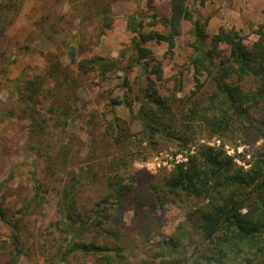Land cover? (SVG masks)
Segmentation results:
<instances>
[{"label": "trees", "instance_id": "obj_1", "mask_svg": "<svg viewBox=\"0 0 264 264\" xmlns=\"http://www.w3.org/2000/svg\"><path fill=\"white\" fill-rule=\"evenodd\" d=\"M27 1L0 0V84L22 47L19 21ZM57 1L37 0L29 24L42 29L46 8ZM116 1L69 0L78 30L95 24L91 35L100 37L114 22ZM151 16L155 28L149 31L142 14L127 16L133 37L117 57L82 54L85 49L66 62L54 53L44 73L14 78L8 112L27 120L36 158L23 206L4 195L0 200V224L13 231L0 238L2 264H16L23 254L22 231L36 223L32 211L43 207L46 195L53 196L55 229L68 238L64 259L81 254L91 264H264V12L253 38L224 26L209 35V18L196 16L190 0H169L168 11ZM187 24L186 64L195 85L180 94L182 68L166 75L165 67ZM162 41L167 50L158 56L150 44ZM137 66L145 82L135 86L130 74ZM114 72H121L119 89H98L95 104L85 98ZM238 136L254 152H239L237 145L230 153L223 141ZM259 139L262 145L255 146ZM168 146L184 152L170 170L154 175L134 166ZM7 162L0 154V175ZM18 188H10L12 197ZM189 198L196 205L166 232L162 212L169 201Z\"/></svg>", "mask_w": 264, "mask_h": 264}, {"label": "rangeland", "instance_id": "obj_2", "mask_svg": "<svg viewBox=\"0 0 264 264\" xmlns=\"http://www.w3.org/2000/svg\"><path fill=\"white\" fill-rule=\"evenodd\" d=\"M37 3V0H28L23 7L19 21L23 34V41L19 44L22 47L18 50L17 61H14L10 66L9 78H4L0 84V154L9 160V163L7 162L8 169L0 175V200L2 195L8 201L14 199L16 208L22 207L26 196H29L32 186L31 168L34 166L36 157L35 153L30 150V144L27 140V120L18 118L8 112L12 99L10 93L12 90L11 83L14 78L19 75L29 78L35 74L44 73L48 59L54 57V53L61 54L66 62L73 59L81 50L84 52L85 49L82 54H102L117 57L120 51L132 41L133 33L127 27L128 15L138 12L142 14L145 22L144 30L149 31L155 28L150 24L151 15L154 11L166 12L169 10V0H154L152 3L147 0H118L113 3L114 22L112 26L100 37L94 38L91 34L97 30L95 24L78 30L79 23L70 11L69 0H58L47 7L44 12V27L42 29L35 28L34 25L29 24L27 15L34 13L35 8L33 7ZM190 4L195 9L196 16L209 18L206 28L209 35L216 33L220 26H224L238 29L248 38H253L251 29L261 20L264 12V0H190ZM24 23L26 25L22 28ZM190 27L191 24L185 25L184 32L178 36L174 57H170L169 54L166 57L168 62L165 67L166 75H170L177 66L182 68L183 87L180 94L190 92L195 85L193 69L186 64L187 55L190 52L188 46L192 38L190 37L192 35ZM150 45L153 52L158 56L163 55L167 50V43L164 41L153 42ZM220 52L222 56H225L226 47L221 46ZM110 75L111 80L105 81L99 87L94 86L89 93H84L85 98H90L91 103L94 99L95 104V98H97L95 94L98 89L103 90L109 86L119 89L116 84L120 82L118 76L121 75V72H114ZM130 77L135 86L138 85L136 83L138 79L141 80V83L145 82L141 67L137 66ZM100 100L103 101L102 98ZM97 102L99 105L101 104L100 108L104 107L103 103L105 101ZM118 113L128 115L127 110L123 107L118 109ZM202 139L214 143L221 141L218 138L206 139L203 137ZM242 140L243 138L238 136L223 142L232 154L235 152V146L237 145L239 152L244 151V149H247L250 154L254 152L252 145L242 143ZM262 143L263 140L259 139L256 141L255 146L262 145ZM86 151L87 149L84 148L81 153L84 154ZM183 157V151H177L173 146H168L159 152H152L145 161L136 160L134 166L137 169H144L150 174L158 175L170 170L175 160ZM18 186L17 195L13 190L15 197H12L9 193L10 188L13 189ZM46 197L48 201L44 203L43 207L32 211V219H35L36 223L32 225L31 229L27 226L26 230L22 231L21 247L23 254L20 255L16 264H91L81 254L75 257L70 255L67 259L60 255L68 246V238L60 236L59 230L55 229L53 196L46 195ZM169 202L162 212L163 229L171 233L175 226L186 218V212L196 205V200L195 198H189L186 201L172 200ZM12 232L9 226L0 224V238L8 237ZM53 235L57 240L52 248ZM9 240H12V238L10 237ZM56 257H58V260ZM3 259L6 260L5 255L0 252V264H2Z\"/></svg>", "mask_w": 264, "mask_h": 264}]
</instances>
